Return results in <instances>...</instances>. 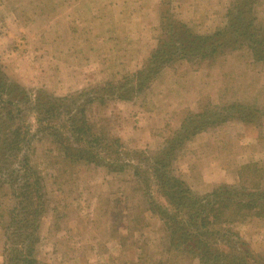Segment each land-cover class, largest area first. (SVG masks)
<instances>
[{"label":"rangeland","instance_id":"rangeland-1","mask_svg":"<svg viewBox=\"0 0 264 264\" xmlns=\"http://www.w3.org/2000/svg\"><path fill=\"white\" fill-rule=\"evenodd\" d=\"M235 1L0 0V79L24 90L25 119L32 126L29 161L40 173L45 193L47 212L35 244L40 264H203L198 256L171 248L159 213L161 207L170 209L168 201L152 187L146 193L130 168L114 174L65 158L60 139L69 135L70 123L64 119L69 107L63 104V118L55 111L52 119L33 107L38 98L43 103L50 98L76 101L70 116L80 107L84 117H79L95 129L93 134L108 135L109 142L118 139L124 153L135 156L134 161L131 153H123V162L137 166L141 153L154 159L176 138L189 113L212 109L221 114L219 109L240 105L246 121L234 114L221 122L215 115L206 131L183 142L171 175L196 196L222 185L251 186L254 174L244 167L256 164L264 170V62L232 41L237 31L228 30V11ZM251 8L264 33V0ZM172 17L196 35L224 30L232 45L209 60L174 61L139 94L122 88L117 93L113 88L131 85L159 40L160 47L169 41L161 22ZM60 106L55 110L60 112ZM213 120L219 123L213 125ZM74 146L94 147L84 142ZM28 154L25 148L22 155ZM260 183L264 186V176ZM9 187L0 190V264H6L5 249L15 244L9 236L16 234L7 232L16 227L12 221L33 219L31 211L12 215L18 200ZM150 204L159 210L152 211ZM232 228L246 243L242 249L264 256V218ZM238 258L231 262L242 263ZM247 264L255 263L248 259Z\"/></svg>","mask_w":264,"mask_h":264},{"label":"trees","instance_id":"trees-1","mask_svg":"<svg viewBox=\"0 0 264 264\" xmlns=\"http://www.w3.org/2000/svg\"><path fill=\"white\" fill-rule=\"evenodd\" d=\"M255 3L256 0H236L228 11V30L237 31L235 39L232 38L236 46L248 47L258 62H264V33L256 27V20L252 16L251 7ZM162 21L164 22H161V29L168 35L169 41L160 47L161 40H159V46L153 51L147 64L133 76V80L129 81L131 85L110 87L118 90L117 93H120L122 88L124 91H135V94L137 91L139 94L174 61L185 59L194 63L209 60L232 45L231 40L225 39L224 30H218L210 36H200L173 17L164 18ZM96 97L98 98L97 95ZM117 99L126 100L121 96ZM92 100L93 98H89L88 102ZM41 101L38 98L33 108L40 110L50 119L53 118L55 111L60 117L63 116V104L69 107L68 118H64L70 123L69 135L60 139L65 158L73 163L84 161L88 165L105 167L114 174L124 173L128 167L132 170L136 181L144 185L146 193H148L147 188L152 187L155 193L168 201L170 209L161 207L159 213L171 236V248L175 252L196 255L203 264H247L248 259L253 260L255 264H264V256L253 254L249 249H242L246 243L237 232L234 233L232 228L235 224L244 223L252 218H264V186L260 183L264 176L263 169L258 168L256 164L244 167V171L250 170L254 174L251 186L246 184H241L238 188L227 185L217 186L204 196H196L184 181L171 175L173 171L171 165L185 140L206 131L215 115L222 119L221 122L231 119L234 114H237L243 122L246 121L245 108L234 104L219 109L221 114H216L217 111L208 108L202 113H189L176 138L170 140L154 159L141 153L142 159L138 160L136 166L133 163L123 162V146L118 139H111L112 141L109 142L108 135L100 138L93 134L95 129L86 119H80L84 117L80 107L73 117L70 116L75 110L76 101L70 98L61 103L57 100L50 102L51 98L44 103ZM55 102L61 105L60 112H58L59 107L55 110L57 106ZM26 103L27 98L20 86L0 79V124L2 125L0 126V190L10 186L11 196L18 200L13 210H10L12 215H26L29 211L33 214H31L33 219L29 222L27 219H24V223L23 220L14 219L12 222L16 227L11 225L7 228L9 234L16 235L14 238L9 236L10 241L15 244L5 249L6 264H40L35 256V244L38 242L37 232L41 220L47 212L44 187L41 185L42 177L29 161L33 153L32 126L25 119ZM218 123L213 120V125ZM46 130L48 131L47 128ZM45 135L49 137L48 132ZM84 137L87 139L85 140ZM77 142L94 145L96 148L76 147L74 145ZM25 148H28L30 154L22 155ZM130 153L128 151L124 154L128 156ZM134 157L131 153V160L135 161ZM7 174L9 178L6 177ZM21 181H24L25 185ZM150 205L152 211L159 210L156 204ZM9 234L7 233V236ZM18 239L21 241L20 246H17ZM223 248L228 250V254L222 253ZM239 249H242L243 254ZM229 254L232 255L228 257ZM238 257L242 258V263L231 262Z\"/></svg>","mask_w":264,"mask_h":264}]
</instances>
